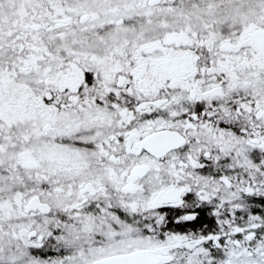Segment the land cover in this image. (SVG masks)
<instances>
[{"label": "snow or ice", "instance_id": "snow-or-ice-1", "mask_svg": "<svg viewBox=\"0 0 264 264\" xmlns=\"http://www.w3.org/2000/svg\"><path fill=\"white\" fill-rule=\"evenodd\" d=\"M0 264H264V0H0Z\"/></svg>", "mask_w": 264, "mask_h": 264}]
</instances>
